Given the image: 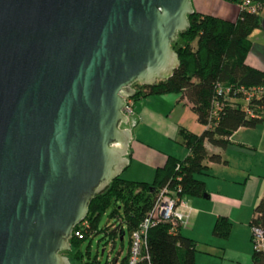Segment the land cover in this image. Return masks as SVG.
<instances>
[{
  "label": "water",
  "instance_id": "obj_1",
  "mask_svg": "<svg viewBox=\"0 0 264 264\" xmlns=\"http://www.w3.org/2000/svg\"><path fill=\"white\" fill-rule=\"evenodd\" d=\"M193 11L0 0V264H71L73 228L128 163L125 99L172 76Z\"/></svg>",
  "mask_w": 264,
  "mask_h": 264
},
{
  "label": "trees",
  "instance_id": "obj_2",
  "mask_svg": "<svg viewBox=\"0 0 264 264\" xmlns=\"http://www.w3.org/2000/svg\"><path fill=\"white\" fill-rule=\"evenodd\" d=\"M256 1L263 4L264 0ZM258 14L238 11L232 21L195 10L188 15V28L172 43L179 60L172 76L150 86L138 85L132 99L136 102L149 95L179 93L191 104L197 121L206 128L196 134L179 127L178 142L187 149V155L182 159L168 156L163 165L156 167L151 182L127 180L119 175L91 200L82 220L86 225L81 226L80 223L75 226V229L82 228V238H70L67 252L71 254L68 257L71 263L93 264L96 260L95 256L90 259L89 249H80L81 243L90 238L92 232L94 235L102 231L115 238L121 224L125 232L137 228L150 209L154 195L162 187H180L178 194L202 196L206 193L205 183L198 176L208 169L204 161H221L220 155L207 154L204 143L225 148L231 144L230 136L239 127H253L263 122L264 99L245 103L234 91L223 96L215 94L218 84L232 90L237 86L264 87V72L244 62L250 45L248 35L259 26ZM215 101L220 105L217 118L211 117L215 112ZM249 112L254 113L253 116ZM110 206L113 207L109 215L117 218L118 223H114V227L111 224L100 229L101 216ZM249 223L262 230L264 245V196L254 207ZM230 228L227 218L220 216L213 224L212 234L227 238ZM146 251L148 260L139 264H196L195 242L179 230L169 231L166 223L149 227ZM251 261L252 264H264V247L258 250L253 247Z\"/></svg>",
  "mask_w": 264,
  "mask_h": 264
},
{
  "label": "crops",
  "instance_id": "obj_3",
  "mask_svg": "<svg viewBox=\"0 0 264 264\" xmlns=\"http://www.w3.org/2000/svg\"><path fill=\"white\" fill-rule=\"evenodd\" d=\"M191 2L196 12L231 21L236 18L238 13L236 5L227 3L225 0H191ZM258 13L259 26L252 29L248 35L250 45L244 62L246 65L264 72V1ZM180 103L183 104L181 110L177 108ZM175 110L179 111L177 117L172 116ZM199 125L201 123L197 121L191 104L185 97L179 96L177 93L149 95L139 99L135 102L134 113L125 126L130 129L131 136L127 148L128 163L122 171L125 172L124 176L121 174L120 176L127 180L151 182L156 167L163 165L168 156L182 159L187 155V149L178 142L179 127L199 134L197 131L200 129ZM202 126L204 130L206 126L203 124ZM260 126L264 127V117L263 122L257 127ZM257 127L253 129L239 127L230 136L231 144L246 148H260V145L264 144V137L260 143L259 139L264 133L262 132L263 128ZM256 131L259 132L258 142H250V139L244 138L248 133ZM231 144L225 148H220L207 142L204 143L209 154H218L221 157L220 162L205 160L204 163L208 169L204 174L198 176L205 183L206 193H204L205 196L203 194L201 197L209 199V207H207L208 204H205L204 209H195L196 212L190 214L193 220L189 228H179L183 236L195 242L194 257L196 264H252L253 244L251 232H249L251 227L249 222L253 217L254 207L264 196V189L256 200L254 199V189L248 196L245 195V203L253 205L250 218L245 220L240 218V213H244V210H238L240 213L236 216L234 212H231V202L223 201L221 197L214 196L206 186L207 176H210L211 180H215V183H228L229 180L224 176H226L225 168L229 166L230 162L227 153L234 146ZM195 199H192V202L198 203V200ZM200 214L201 218L199 219ZM220 216L226 217L231 224L227 238H219L212 234L213 224L216 218ZM195 219L197 221L199 219L197 226L194 223Z\"/></svg>",
  "mask_w": 264,
  "mask_h": 264
},
{
  "label": "rangeland",
  "instance_id": "obj_4",
  "mask_svg": "<svg viewBox=\"0 0 264 264\" xmlns=\"http://www.w3.org/2000/svg\"><path fill=\"white\" fill-rule=\"evenodd\" d=\"M227 3L233 4L231 1L225 0ZM235 19V18H234ZM233 19V20H234ZM134 88L138 87V84H133ZM179 94V93H177ZM180 96V94H179ZM135 102V101H134ZM181 106H183L182 103L177 107L179 110H181ZM194 114V113H193ZM179 115V111L175 110L172 113L173 117H177ZM187 123H189L187 121ZM260 124H257L253 127H247V128H255ZM126 126V125H122ZM200 129L197 131L199 134L203 130L202 124L199 125ZM257 128H263L262 132L264 133V127L260 126ZM247 134V133H246ZM263 136L259 139V143L263 139ZM245 139H250L251 141L258 142L259 138V132H250L248 135L244 136ZM253 143V142H252ZM234 145L230 148V151L228 150V155L230 158L229 166H227L226 169V176L229 181L226 184H219L215 183V180H211L210 176H207L206 178V186L208 189H210V193H213L215 196H219L222 198L223 201L231 202V212H234L236 216H238V210H244V213H240V218L242 219H249L252 212L253 205H249L245 203V195L248 196V194L253 191L255 193V200L262 194V191L264 189V144H259L260 148H251V147H243L240 145ZM207 154H209L207 152ZM226 164V163H225ZM223 169V170H225ZM125 172H122L121 175L124 176ZM241 179L240 181L238 179ZM230 184V185H228ZM183 198L187 201L191 213L195 209H204L206 206L205 204H208L207 207H209V199L203 198L201 196H189L184 195ZM196 198L195 200H198V203L192 202V199ZM113 206H110L104 214L101 216V219L99 221V227L103 228L104 226H108L111 224H114L117 222V218L112 217L109 215L111 209ZM201 218V214L199 215V219ZM198 219V221H199ZM192 215L189 216V218L186 221L185 226H182V228L189 226L192 223ZM197 219H195V225H198ZM118 223V222H117ZM252 228L250 227L249 232H251ZM91 233L90 238L85 239L80 246L81 250L89 249V255L90 259H92L95 256V261L93 264H114L112 259H114L119 251L121 249L122 253L121 256H124L128 250V244H129V234L128 232L124 233L123 240L120 241L119 239H114L113 237L109 236L108 234L104 232H98L94 235ZM104 249V250H103ZM68 257L71 255L67 251L64 252ZM73 264V263H71Z\"/></svg>",
  "mask_w": 264,
  "mask_h": 264
},
{
  "label": "built area",
  "instance_id": "obj_5",
  "mask_svg": "<svg viewBox=\"0 0 264 264\" xmlns=\"http://www.w3.org/2000/svg\"><path fill=\"white\" fill-rule=\"evenodd\" d=\"M233 2L238 11H248V12H259L262 3L256 0H227ZM238 93L243 102L247 103L253 99H264V87L263 86H237L232 90L231 87L217 85L215 89L216 96H223L225 94H230V92ZM134 100L132 97L125 99V104L122 107L123 113L127 116L128 120L134 113ZM215 112H212L211 117L217 118V110L220 105L217 101L214 102ZM250 116L254 113L249 112ZM181 192L180 187L176 189H170L167 186L159 189L154 195L152 205L148 212L144 215L137 228L128 232L129 234V244L128 250L124 256H121V249H119L116 257L112 259L114 264H139L148 260V254L146 251V235L149 227L154 226L158 223H166L169 225V231L177 232L179 228L185 226L187 219L191 214V209L187 201L183 198L185 194H178ZM81 223V224H80ZM86 225L85 221H81L78 225ZM115 224L112 225L114 227ZM252 244L255 249H263V232L261 229L255 226H251ZM124 226L121 224L117 229V237L121 232L120 241L124 237ZM72 236L77 238H82L83 231L82 228L75 227L72 230ZM104 250V249H103Z\"/></svg>",
  "mask_w": 264,
  "mask_h": 264
}]
</instances>
